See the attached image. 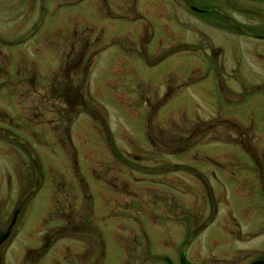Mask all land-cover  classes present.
Returning <instances> with one entry per match:
<instances>
[{"label": "rangeland", "instance_id": "1", "mask_svg": "<svg viewBox=\"0 0 264 264\" xmlns=\"http://www.w3.org/2000/svg\"><path fill=\"white\" fill-rule=\"evenodd\" d=\"M4 52L12 76L17 61L76 93L47 95L44 105L74 109L72 156L53 141L50 123L41 145L29 141L43 184L27 203L25 237L51 205L47 181L77 174L89 197L82 192L73 205H91L94 217L121 209L120 221L97 223L101 264H180L181 253L188 264L264 258V0H0ZM27 156L0 143V176L22 174ZM114 174L137 194L99 181ZM18 186L10 205L23 197ZM110 227L137 256L126 257ZM56 246L29 264H55Z\"/></svg>", "mask_w": 264, "mask_h": 264}, {"label": "flooded vegetation", "instance_id": "2", "mask_svg": "<svg viewBox=\"0 0 264 264\" xmlns=\"http://www.w3.org/2000/svg\"><path fill=\"white\" fill-rule=\"evenodd\" d=\"M28 12L27 9L25 14ZM47 34H44V40H46ZM25 39H28V35L23 36V40ZM10 42H12L10 38L6 40V43ZM34 48L38 49V43ZM1 56L0 78H2L1 83L6 85L8 91L6 95L0 93V143L4 147L19 146L23 148L28 156L22 158L20 163L27 167L26 169H29V165L32 166L34 172H26L25 169L22 174L14 175L13 179L11 174L0 176V264H29L31 254L35 258L37 256L44 258L41 253L56 244V255L53 260L55 264H59L62 259L67 264H77L78 256H81L78 264H101L100 259L104 255L105 242L102 238L103 228L100 229L97 223L103 219L119 220L121 209L120 206H115L111 212L100 215L101 217H94L96 213L91 205H73L74 198L79 197V194L84 192L83 188L89 187V183L80 175L75 174L68 179L65 175H53L47 181L50 186L48 199L51 205L41 213L39 221L33 222L34 227L27 231V236L24 235L25 221L28 216L26 213L27 203L34 199L43 184V176L37 169L39 168L38 157H36L38 152L35 151L32 154L31 150L33 148L30 149V144L41 145L40 137L41 133L44 132L42 131L43 126L53 123L54 125L50 128V125L47 126L49 133L53 134L51 138L56 144L63 146L64 150H67L69 155L72 156L73 144L70 140V127L74 122L75 113H72L74 109L71 108L68 110L69 112L60 107L46 110L44 106L45 98L47 95L53 94L52 96L63 95V97L73 99V95H76V93H73V88L68 84L64 86L65 89L58 90L56 78L49 80L47 84L44 83V81L36 78L33 69L26 70L24 67L21 69L22 65L17 61L15 73L12 76L13 61L10 63L9 52H4ZM21 70L24 74H16ZM41 84L46 85L41 86ZM47 111L51 112V118H44L48 114ZM256 165H258L257 162ZM122 178L124 177L114 174L111 179L102 178L99 181L107 189L110 187V181H117V184L112 185L110 189L124 195L123 186L126 180ZM14 183L23 188V197L16 201L15 206L10 205L8 201L11 199L10 192ZM61 187L68 190L61 193L58 190ZM124 189H126V186H124ZM126 192H129L128 196L132 195L133 197L137 194L135 188L126 189ZM70 193H73L74 196ZM82 194L85 196L83 197L85 200L89 197L86 192ZM117 224L115 223V225ZM122 225L121 223L118 226ZM113 227L108 228L107 231L112 235L114 241L120 245L122 251H125L126 257L134 258L137 256L135 245L130 243L132 245L128 248L129 244L121 243L119 241L120 233ZM71 229L78 231H72ZM78 233L84 234L85 237L77 236ZM29 241L35 246L30 247ZM14 245H16V250H19L18 254L12 253ZM78 245L80 247L82 245L81 252L76 251ZM96 254V258L92 259ZM259 258L264 259L263 257ZM41 261L38 264H41Z\"/></svg>", "mask_w": 264, "mask_h": 264}, {"label": "trees", "instance_id": "3", "mask_svg": "<svg viewBox=\"0 0 264 264\" xmlns=\"http://www.w3.org/2000/svg\"><path fill=\"white\" fill-rule=\"evenodd\" d=\"M206 10H208V9H200V8H199V11H206ZM188 237H189L190 240H192V237H190L189 235H188ZM190 240H189L188 242H190ZM183 255H184V254L181 253V255L179 256V259H181V264H188L187 259L184 258Z\"/></svg>", "mask_w": 264, "mask_h": 264}, {"label": "water", "instance_id": "4", "mask_svg": "<svg viewBox=\"0 0 264 264\" xmlns=\"http://www.w3.org/2000/svg\"><path fill=\"white\" fill-rule=\"evenodd\" d=\"M248 264H264V259H254L252 261H249Z\"/></svg>", "mask_w": 264, "mask_h": 264}]
</instances>
